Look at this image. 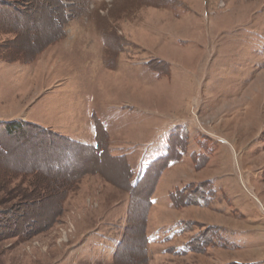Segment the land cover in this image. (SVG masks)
<instances>
[{
	"label": "rangeland",
	"instance_id": "374dc122",
	"mask_svg": "<svg viewBox=\"0 0 264 264\" xmlns=\"http://www.w3.org/2000/svg\"><path fill=\"white\" fill-rule=\"evenodd\" d=\"M0 264H264V0H0Z\"/></svg>",
	"mask_w": 264,
	"mask_h": 264
},
{
	"label": "crops",
	"instance_id": "0c3cea01",
	"mask_svg": "<svg viewBox=\"0 0 264 264\" xmlns=\"http://www.w3.org/2000/svg\"><path fill=\"white\" fill-rule=\"evenodd\" d=\"M93 144V146H94V143H92Z\"/></svg>",
	"mask_w": 264,
	"mask_h": 264
}]
</instances>
